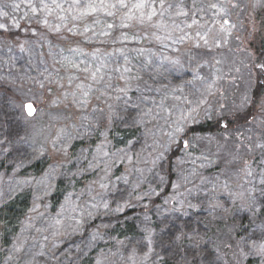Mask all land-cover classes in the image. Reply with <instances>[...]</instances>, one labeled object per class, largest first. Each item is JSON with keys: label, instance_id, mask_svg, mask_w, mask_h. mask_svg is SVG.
<instances>
[{"label": "rangeland", "instance_id": "1", "mask_svg": "<svg viewBox=\"0 0 264 264\" xmlns=\"http://www.w3.org/2000/svg\"><path fill=\"white\" fill-rule=\"evenodd\" d=\"M125 2L128 8H121L117 0H104L105 5L117 7L93 13L87 5L99 8L100 0H56L62 9L53 0H0L3 31L30 21L56 37L50 42L45 41L50 36H34L30 43L20 41L16 49L0 46V81L15 94L11 104L20 111L25 128L19 136H11L15 144L8 141L1 149L12 166L0 180V200L27 186L20 174L26 160L36 154L44 155L49 167L27 183L35 201L51 194L58 180L68 182L74 177L86 184L78 192L80 206L67 202L57 216H46L27 230L18 241L20 264H41L52 241L67 245L88 221L105 219L112 207L115 211L124 209V204L148 206L149 198L160 194L170 178L172 191L159 199L157 217L186 218L204 212L217 224H228L220 230L216 250L224 256L223 247L230 246L225 256L228 264H264V130L237 127L187 134L190 127L212 116L219 100L251 88L255 67L251 46L264 39V0H163V8L161 0H147L156 15L143 22L138 18L141 10L129 13L139 0ZM142 11L146 17L151 9ZM118 27L122 29L117 30L114 47L107 53L86 47L93 38L111 36ZM64 33L66 42L58 39ZM241 60L249 65H242ZM256 67L264 69L262 64ZM100 100L105 105L98 108ZM28 101L36 107L32 117L25 112ZM128 103L133 104L130 111L137 115L136 123L144 134L140 145L131 152L111 153L102 140L92 154L77 149L69 158L74 141L89 144L114 119L127 122L130 111L121 109ZM179 143L184 147L168 177L163 162ZM255 156L260 161L253 165ZM120 164L123 170L115 178ZM126 180L137 191L134 200L139 203L131 202L132 193L113 199L120 192L119 183ZM243 218L248 224L240 228ZM151 234L146 230L148 239ZM151 248L149 243L147 260L153 256ZM123 259L116 254L102 258L101 263L121 264ZM209 259L192 264H206Z\"/></svg>", "mask_w": 264, "mask_h": 264}, {"label": "trees", "instance_id": "2", "mask_svg": "<svg viewBox=\"0 0 264 264\" xmlns=\"http://www.w3.org/2000/svg\"><path fill=\"white\" fill-rule=\"evenodd\" d=\"M33 23L30 21L26 22L13 30L3 31L0 29V46L4 50L16 49L20 41L30 43L33 41L34 36H50L51 39L48 38L45 41L53 42L56 38L53 36V32H50L44 26H37ZM118 29H122V27L113 29L111 36L107 38H93L86 47L95 52L107 53L109 49L114 47V42L112 41H114L115 35L120 32H117ZM66 35L64 33L63 37H58V39L66 42ZM75 42L79 43V46L84 47L81 41ZM251 52L253 55L250 60L254 62L251 64L253 67L255 65L251 88L245 89L242 94H233V96L226 97L224 101L219 100L218 106L210 113L212 116L204 123L190 127L187 132L188 135L193 132H220L237 127L241 129L247 128V131L259 129V131L263 132L264 69L256 66L257 64L264 65V39L259 44L252 43ZM240 63L246 66L249 65L243 60ZM234 68L235 70H232L230 74V79H232L233 71H237L238 65ZM235 78L238 77L235 75ZM227 79L228 77L224 81ZM11 97L13 99L16 97L12 89L8 84L0 81V120H3V128H0V150L7 145L8 141L15 144L11 136H19L18 134L24 133L25 130L23 117H21L20 111L11 104ZM103 105H105V102L100 100V104L97 107L100 108ZM132 105L128 103L122 106L121 110L127 109L130 111V106ZM132 113L134 112H129L127 122L123 121L125 120L123 119L122 123H120L114 119L105 132L94 134L89 144L82 139L71 143V156L69 158H72L77 149H85V151L87 150L88 153L92 154L93 147L98 146L102 140H106L111 153H116L118 150L131 152V148H136V146L140 145L144 135L141 134V128L136 123L137 115ZM11 132L14 134L11 135ZM179 145V147L173 148L164 159L163 165L166 168L165 172H167L168 177L170 176L173 162L180 157V152L184 147L182 143H179ZM0 155V180H2L4 174L9 173V168L12 164L7 159L9 155L3 150H1ZM42 156L44 155L36 154L34 159L32 157L23 164L24 167L20 175L22 180L25 179L22 181L17 178V181H22V184L27 186L16 189L14 193L5 195L0 200V264H13L15 257L17 258L16 263L20 264L17 253L19 252L18 241L23 240L27 230L34 229L40 220L46 216H57L60 208L67 202H71L74 206H80L78 203L80 202L78 192L86 184L84 181L71 176H68L71 177L68 182L58 180L53 192L46 195L44 199L34 200L32 190L27 183H31L29 180L32 177H41L48 169L47 160ZM251 160L253 165L260 161L257 156ZM216 169L214 170L215 172ZM122 170V165H118L113 177L116 178ZM170 183L171 178L160 194L155 195L152 199L148 197L149 205L144 206L146 208L128 204L125 207L124 204V209L120 208L114 211L112 207L110 211L106 212L107 217L105 219L94 217L92 221H88V225L82 231L77 235H72L73 239L70 238L67 245L52 241L42 255L44 259L41 264H102V258L106 256L116 257V254L124 257L120 261L121 264H192L207 258L210 259L206 264H228L225 256L228 257L227 253L230 252V246L223 247L225 250L223 252L224 256L219 254V251H216L218 249L220 230H223V226L228 224L221 226L212 217L205 215L206 213L197 211L186 218L178 217V215L173 218L171 214L163 215L162 217L156 216L159 211L157 210L159 199L162 197L167 198L172 191ZM119 187L120 192L118 191L117 195L113 197L114 200L116 198L118 200L123 199L126 194L131 195L132 193L133 200L131 202L133 204L139 203L134 200L138 193L133 191L132 184L128 180L123 184L120 182ZM73 194L79 196L73 197ZM165 209L167 210V208ZM145 220L148 225L145 224ZM103 222L104 226H102ZM239 224L240 228H242L248 224V221L243 218ZM146 230L152 232L150 239L145 236ZM185 231L188 233L187 235H184ZM153 234L157 236V241L154 240ZM149 243L150 246H153L151 248L153 256H151L150 260H147L148 256H145V249L149 246ZM132 248L138 249L132 250ZM9 256L11 257L9 258ZM111 262L115 261L111 259Z\"/></svg>", "mask_w": 264, "mask_h": 264}, {"label": "snow or ice", "instance_id": "3", "mask_svg": "<svg viewBox=\"0 0 264 264\" xmlns=\"http://www.w3.org/2000/svg\"><path fill=\"white\" fill-rule=\"evenodd\" d=\"M119 6L121 8H128L129 5L125 2V0H117ZM53 4H55V6L57 8H61L62 9V5L60 4H57L56 3V0H53ZM163 0H161V3H160V7L163 8ZM87 7L91 10V12L95 13L96 11L98 10H102L104 7H110V8H116L117 7V4H109V5H105L104 4V0H100V5H99V8L95 5H92V4H89L87 5ZM149 8L151 9V11L147 14V16L145 17V13L142 11L143 9L145 8ZM215 7V6H214ZM43 8L45 9H48V5L47 4H43ZM132 9H137V10H141L140 11V16L138 17L141 22L144 21V19L146 18L147 20H151L152 17L154 15H156V9L155 7L153 6L152 3H147V0H139V2L135 3L132 5V7L129 9V13L131 14L132 12ZM32 11L35 13L37 11V9L35 7L32 8ZM49 11H51V9H49ZM108 15H113L112 12H108L107 13ZM4 15H6V13H4ZM162 15V13H161ZM129 18H132L131 15H129ZM46 22V21H45ZM196 21H193V23H195ZM0 27H3V25H0ZM206 42V41H205ZM95 75V74H94ZM29 108H31V106H28Z\"/></svg>", "mask_w": 264, "mask_h": 264}, {"label": "water", "instance_id": "4", "mask_svg": "<svg viewBox=\"0 0 264 264\" xmlns=\"http://www.w3.org/2000/svg\"><path fill=\"white\" fill-rule=\"evenodd\" d=\"M28 106H31V108H29ZM24 108H25L26 114L29 117H32V116L35 115V113H36V107H35V105H34L33 102H30V101L26 102L25 105H24Z\"/></svg>", "mask_w": 264, "mask_h": 264}]
</instances>
